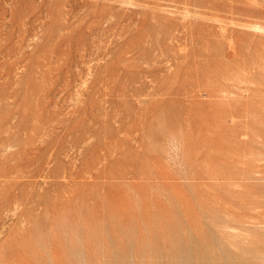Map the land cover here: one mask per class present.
<instances>
[{
	"label": "rangeland",
	"instance_id": "374dc122",
	"mask_svg": "<svg viewBox=\"0 0 264 264\" xmlns=\"http://www.w3.org/2000/svg\"><path fill=\"white\" fill-rule=\"evenodd\" d=\"M263 175L264 0H0V264H264Z\"/></svg>",
	"mask_w": 264,
	"mask_h": 264
},
{
	"label": "bare ground",
	"instance_id": "6f19581e",
	"mask_svg": "<svg viewBox=\"0 0 264 264\" xmlns=\"http://www.w3.org/2000/svg\"><path fill=\"white\" fill-rule=\"evenodd\" d=\"M263 176H264V175H263ZM230 211H231V210H230ZM247 215H248V214H247ZM226 216H227V215H226ZM248 216H250V215H248ZM248 216H246V217H248ZM229 217H230V216H229ZM249 218H250V217H249ZM249 218H248V219H249ZM252 218H253V217H252ZM233 219H234V218H233ZM248 219H247V220H248ZM249 222H250V221H249ZM248 224H249V223H248ZM189 226H190V225H189ZM190 228H191V227H190ZM229 228H231V227H228V228H226V229H229ZM224 229H225V228H224ZM192 230H193V229H192ZM233 230L235 231V229H233ZM238 230H239V229H238ZM238 230H237V231H238ZM228 231H229V230H228ZM231 231H232V230H231ZM235 232H236V231H235ZM240 232H241V231H240ZM213 233H214V232H213ZM222 233H223V232H222ZM242 233H244V232H242ZM245 233H246V232H245ZM245 233H244V234H245ZM195 234H196V233H195ZM237 234H239V233H237ZM223 235H224V233H223ZM239 235H240V234H239ZM241 235H242V234H241ZM199 236H200V235H199ZM233 236H234V235H233ZM225 237H226V236H225ZM227 237H228V234H227ZM240 237H241V236H240ZM244 237H246V239H247L249 236H248V237H247V236H244ZM235 238H236V236H235ZM237 238H238V235H237ZM253 238H254V237H253ZM201 239H202V238H201ZM230 239H231V238H230ZM246 239H245V240H246ZM222 240H224V239L222 238ZM240 240H241V239H240ZM194 241H195V240H194ZM194 241H193V243H194ZM225 241H227V240L225 239ZM233 241H234V240H233ZM251 241H252V239H251ZM184 242H185V239H184ZM200 242H201V241H200ZM234 242H235V241H234ZM254 242H255V241H254ZM226 243H227V242H226ZM229 244H230V243H229ZM245 244H248V243H244V246H246ZM255 244H256V243H255ZM176 245H177V244H176ZM214 246H215V244H214ZM229 246H230V245H229ZM260 246H261V245H260ZM198 247L200 248V246H198ZM210 247H211V246H210ZM215 247H216V246H215ZM222 247H223V246H222ZM230 247H231V246H230ZM234 247H235V246H234ZM248 247H249V246H248ZM255 247H256V246H255ZM177 248H178V247H177ZM223 248H224V247H223ZM241 248H243V247H241ZM212 249H213V247H212ZM233 249L236 250L235 248H233ZM251 249H253V248H250V250H251ZM258 250H260V249H258ZM200 251H201V250H200ZM200 251H199V252H200ZM210 251H211V248H210ZM218 251H219V250H218ZM223 251H224V250H223ZM260 251H261V250H260ZM260 251H259V252H260ZM183 252H184V250H182V253H183ZM194 252H195V251H194ZM211 252H212V251H211ZM225 252H226V250H225ZM249 252H250V251H249ZM262 252H263V250H262ZM200 253H201V252H200ZM260 253H261V252H260ZM192 254H193V253H192ZM202 254H203V253H202ZM216 254H217V253H216ZM183 255H184V254H183ZM183 255H182V256H183ZM186 255H187V254H186ZM233 255H234V254H233ZM213 256H214V255H213ZM213 256H212V257H213ZM217 256H218V255H217ZM226 256H227V255H226ZM262 256L264 257V253H263ZM194 258H196V257H194ZM201 258H202V257H201ZM208 259L210 260V258H208ZM211 259H212V258H211ZM213 259H214V258H213ZM228 259H229V258H228ZM176 260H177V259H176ZM194 260H195V259H194ZM196 260H197V259H196ZM200 260H201V259H200ZM204 260H205V259H204ZM219 260H220V259H219ZM234 260H235V259H234ZM174 261H175V260H174ZM197 261H198V260H197ZM205 261H206V260H205ZM221 261H222V260H221ZM184 262H185V261H184ZM198 262H200V261H198ZM198 262H197V263H198ZM211 262H212V260H211ZM211 262H210V263H211ZM176 263H177V262H176ZM185 263H186V262H185ZM204 263H205V262H204ZM215 263H216V262H215ZM190 264H191V263H190ZM199 264H200V263H199ZM205 264H206V263H205ZM216 264H217V263H216ZM222 264H223V263H222ZM227 264H228V263H227Z\"/></svg>",
	"mask_w": 264,
	"mask_h": 264
}]
</instances>
